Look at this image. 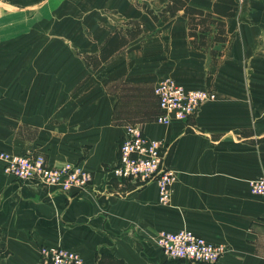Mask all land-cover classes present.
<instances>
[{"label":"crops","instance_id":"crops-1","mask_svg":"<svg viewBox=\"0 0 264 264\" xmlns=\"http://www.w3.org/2000/svg\"><path fill=\"white\" fill-rule=\"evenodd\" d=\"M167 1L0 0V151L92 176L62 190L17 180L0 159V264H35L42 245L74 250L83 264H264V195L248 184L264 176V0L214 13L228 40L207 49L191 44L181 12L156 22L144 8ZM215 1L189 4L212 11ZM129 20L142 33L89 66L86 55ZM211 49L222 52L216 61ZM164 77L215 99L187 120L158 123L153 90ZM129 123L165 144L175 171L167 204L155 181L111 173ZM183 228L227 251L216 263L167 260L154 237Z\"/></svg>","mask_w":264,"mask_h":264},{"label":"built area","instance_id":"built-area-1","mask_svg":"<svg viewBox=\"0 0 264 264\" xmlns=\"http://www.w3.org/2000/svg\"><path fill=\"white\" fill-rule=\"evenodd\" d=\"M244 0H235L237 5ZM159 113L155 121L168 124L171 120H187L205 102L214 100L210 89L187 88L171 77L160 79L154 86ZM162 140L148 138L141 125L129 123L118 141L116 163L111 168L115 178L133 180L137 184L155 181L158 201L167 204L172 193L175 171L165 161ZM3 171L17 180L33 178L42 183L57 186L62 190L83 188L91 180V173L78 165L64 163L51 165L42 154H13L0 151ZM252 194L264 195V176L250 179ZM155 244L167 260H186L192 263H216L227 251L223 243H214L188 229L159 231ZM35 264H83L81 256L74 250L61 246L42 245Z\"/></svg>","mask_w":264,"mask_h":264},{"label":"trees","instance_id":"trees-1","mask_svg":"<svg viewBox=\"0 0 264 264\" xmlns=\"http://www.w3.org/2000/svg\"><path fill=\"white\" fill-rule=\"evenodd\" d=\"M237 6L233 0H217L213 4V10L206 11L191 6L189 0H168L165 6L158 11L147 6L144 8L156 22L167 21L170 17L181 12L188 21V34L191 44L197 48L207 49L215 43H223L228 40L224 21L214 18L213 14L232 16ZM141 33L142 23L140 21H127L124 27L114 31L105 39L98 53L86 55L87 63L92 68H97L101 63L109 61L116 51ZM210 53L214 61L217 60V55H222V52L213 49L210 50Z\"/></svg>","mask_w":264,"mask_h":264}]
</instances>
